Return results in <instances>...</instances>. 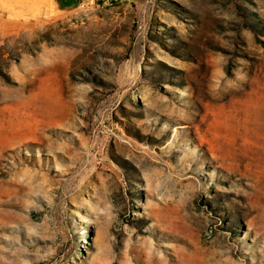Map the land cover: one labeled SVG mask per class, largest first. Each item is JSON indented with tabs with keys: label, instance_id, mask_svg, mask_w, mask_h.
Listing matches in <instances>:
<instances>
[{
	"label": "rangeland",
	"instance_id": "rangeland-1",
	"mask_svg": "<svg viewBox=\"0 0 264 264\" xmlns=\"http://www.w3.org/2000/svg\"><path fill=\"white\" fill-rule=\"evenodd\" d=\"M261 63L264 0H0V264H264Z\"/></svg>",
	"mask_w": 264,
	"mask_h": 264
},
{
	"label": "bare ground",
	"instance_id": "bare-ground-1",
	"mask_svg": "<svg viewBox=\"0 0 264 264\" xmlns=\"http://www.w3.org/2000/svg\"><path fill=\"white\" fill-rule=\"evenodd\" d=\"M258 67H259V69L256 72V75L258 77V81H257L256 86L252 89V93H251L252 97L251 98L253 100L252 101L253 106L255 107L257 105L259 108L258 109L259 111L257 110L259 112L258 118H260L262 120L263 125H264V68H263L262 63ZM260 69H262L263 71L260 72Z\"/></svg>",
	"mask_w": 264,
	"mask_h": 264
},
{
	"label": "trees",
	"instance_id": "trees-1",
	"mask_svg": "<svg viewBox=\"0 0 264 264\" xmlns=\"http://www.w3.org/2000/svg\"><path fill=\"white\" fill-rule=\"evenodd\" d=\"M57 7L63 11L71 10L75 3V0H56Z\"/></svg>",
	"mask_w": 264,
	"mask_h": 264
},
{
	"label": "crops",
	"instance_id": "crops-1",
	"mask_svg": "<svg viewBox=\"0 0 264 264\" xmlns=\"http://www.w3.org/2000/svg\"><path fill=\"white\" fill-rule=\"evenodd\" d=\"M88 3L90 2V3H92V2H94V0H86ZM75 5H74V7L72 8V9H75L76 7H80L83 3H85V0H75ZM71 9V10H72Z\"/></svg>",
	"mask_w": 264,
	"mask_h": 264
},
{
	"label": "built area",
	"instance_id": "built-area-1",
	"mask_svg": "<svg viewBox=\"0 0 264 264\" xmlns=\"http://www.w3.org/2000/svg\"><path fill=\"white\" fill-rule=\"evenodd\" d=\"M87 3H88V2H87ZM89 3H90V2H89ZM92 3H93V2H92ZM84 5H85V3L82 4V6H84Z\"/></svg>",
	"mask_w": 264,
	"mask_h": 264
}]
</instances>
